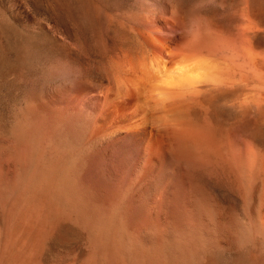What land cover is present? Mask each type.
<instances>
[{"label":"bare ground","instance_id":"bare-ground-1","mask_svg":"<svg viewBox=\"0 0 264 264\" xmlns=\"http://www.w3.org/2000/svg\"><path fill=\"white\" fill-rule=\"evenodd\" d=\"M174 16L159 20L170 32L144 16L101 34L95 57L49 70L50 83L12 111L0 145V264H42L62 223L86 234L83 264H188L204 245L246 242L245 221L209 187L221 174L247 195L242 119L223 128L212 96L231 91L241 112L248 75L235 80L231 52L216 54L209 33L182 35Z\"/></svg>","mask_w":264,"mask_h":264},{"label":"rangeland","instance_id":"rangeland-1","mask_svg":"<svg viewBox=\"0 0 264 264\" xmlns=\"http://www.w3.org/2000/svg\"><path fill=\"white\" fill-rule=\"evenodd\" d=\"M144 16L158 21L148 25L152 29L175 30L162 21L159 24L164 17L174 16L182 21V35H213L216 54L223 48L231 52L225 64L233 78L240 77L241 68L244 77L248 75L244 78L243 115L228 104L231 91L218 89L212 96L216 119L223 128L242 119L247 195L241 200L221 174L211 180L209 187L221 210L231 211L233 218L245 221L246 242L204 245L201 257L188 264H264V232L255 231L253 225L257 222L264 227V0H0V145L5 142L3 131L12 111L28 93L40 92L50 83L51 70L73 69L85 56L95 57L101 34L115 33L122 27L128 30L132 21ZM4 157L1 152L0 161ZM2 211L0 257L9 226L7 213ZM64 224L42 249V264L85 262L89 251L86 234ZM232 232L234 235L235 229Z\"/></svg>","mask_w":264,"mask_h":264}]
</instances>
